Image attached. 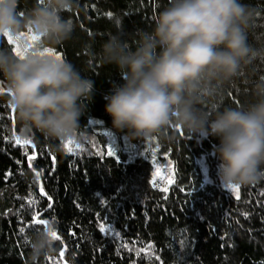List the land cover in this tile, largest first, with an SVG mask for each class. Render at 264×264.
<instances>
[{
    "label": "trees",
    "instance_id": "trees-1",
    "mask_svg": "<svg viewBox=\"0 0 264 264\" xmlns=\"http://www.w3.org/2000/svg\"><path fill=\"white\" fill-rule=\"evenodd\" d=\"M35 2L21 0L20 9ZM245 2L258 9L249 40L264 44V0ZM168 4L74 0L63 13L74 32L50 49L94 82L79 121L81 141L59 142L36 130L22 134L0 77V264H30V240L46 228L35 217L54 225L60 237L55 255L40 264H264V180L240 186L237 199L218 178V138L176 130L171 140L133 139L127 129H115L105 111V96L124 80L116 65L98 56L101 45L119 34L134 47L138 33L150 31ZM12 40L0 38V47L15 52ZM253 71L264 75V61ZM250 89L241 73L221 106L245 103ZM109 146L114 157L107 155ZM158 169L172 183L156 178Z\"/></svg>",
    "mask_w": 264,
    "mask_h": 264
},
{
    "label": "clouds",
    "instance_id": "clouds-1",
    "mask_svg": "<svg viewBox=\"0 0 264 264\" xmlns=\"http://www.w3.org/2000/svg\"><path fill=\"white\" fill-rule=\"evenodd\" d=\"M21 0H0V38L38 36L36 48L23 57L0 47V77L22 134L33 130L55 141L83 140L77 135L84 101H91L94 82L73 63L43 54L71 39L75 25L63 13L74 0H36L23 11ZM258 9L245 0H169L150 31L132 44L110 35L98 56L114 64L124 83L105 96L106 113L117 130L131 138L171 140L182 130L189 137L219 139L215 154L222 187L248 186L264 180V75L253 71L264 61V44L250 42ZM246 73L249 98L223 105L227 87ZM30 240V264L54 256L50 232Z\"/></svg>",
    "mask_w": 264,
    "mask_h": 264
},
{
    "label": "snow or ice",
    "instance_id": "snow-or-ice-1",
    "mask_svg": "<svg viewBox=\"0 0 264 264\" xmlns=\"http://www.w3.org/2000/svg\"><path fill=\"white\" fill-rule=\"evenodd\" d=\"M9 39V42L12 43L13 40L11 37H8ZM39 37L38 36H35V35H30L29 37H25V43H21L19 41V39H16V42H15V52L17 54V56L19 57H23L24 53H26L28 51L29 48H32L33 47V43L32 42H36V41H39ZM30 41V42H28ZM43 54H47V55H51V56H54L55 58L57 59H62L61 55H59L58 53L54 52L53 50L51 49H44V52ZM17 143H20L19 139H17ZM24 144H30L32 143L30 140H25L23 141ZM72 143V141H69L68 144L70 145ZM107 155L109 157H114L115 156V152L114 150L109 146L108 149H107ZM34 159V157H33ZM155 177L156 178H163L165 179L168 183H172V181L168 178V177H165L163 176V173L158 169L155 173ZM153 186H156V179H153ZM229 189L232 190L233 192H235L236 194V198L239 199V190H240V186L238 185H234V186H229ZM164 191H167V188H164L163 189ZM49 200H51V197H49ZM51 206V204H49V207ZM34 223L37 224V225H45L46 228L49 227V222L46 221V220H41L39 219L38 217H35L34 218ZM100 230L102 232L106 231L103 224H101L100 226ZM50 236L52 237L53 240H57L59 239L60 237L57 235L56 231H51L50 233ZM149 247H151L149 245ZM61 257H63V252L60 253Z\"/></svg>",
    "mask_w": 264,
    "mask_h": 264
},
{
    "label": "rangeland",
    "instance_id": "rangeland-1",
    "mask_svg": "<svg viewBox=\"0 0 264 264\" xmlns=\"http://www.w3.org/2000/svg\"><path fill=\"white\" fill-rule=\"evenodd\" d=\"M28 36H30V34H26L25 37H28ZM28 42H30V41H28ZM32 43H33V47H32V48H29V50H30V49H33V48H36V47H35V45H36L35 42H32ZM106 133L111 134V133H110L109 131H107V130H106ZM124 139H126V137H124Z\"/></svg>",
    "mask_w": 264,
    "mask_h": 264
}]
</instances>
